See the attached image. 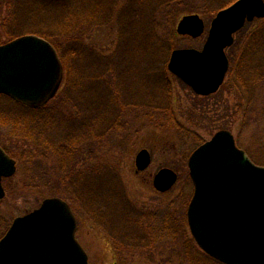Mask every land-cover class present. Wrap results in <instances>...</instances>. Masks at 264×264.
<instances>
[{
	"label": "rangeland",
	"instance_id": "obj_1",
	"mask_svg": "<svg viewBox=\"0 0 264 264\" xmlns=\"http://www.w3.org/2000/svg\"><path fill=\"white\" fill-rule=\"evenodd\" d=\"M66 1L62 13L66 17L57 18L54 13L61 9L32 0H0V42L8 41L11 34L34 33L29 30L35 27L31 20H39L32 15L31 9L36 7L40 20L48 23L46 33L53 34L55 26L65 22L76 32H84L83 51L71 50L79 38L76 33L69 36L72 40L68 42L59 37V43L70 48L64 46L70 61L69 73H81L76 87L79 89L81 81L80 89L70 92L78 102L73 99L72 104V98H64V66L62 87L45 105L56 110L50 117L60 119L59 124H67L64 119L79 122L81 113L87 118L88 134L96 137L76 148L64 163L67 169L61 170L58 157L46 143L61 135L72 139L68 127L38 133L39 147L22 138L12 122L0 119V143L7 145L17 159L15 174L3 180L6 195L0 201V236L16 216L38 207L46 197L61 196L77 215V237L92 264L197 262L201 248L193 241L187 219L194 188L188 166L190 154L227 125L237 145L257 164L264 165V39L262 43L257 35L253 37L263 18L246 22L235 34L232 48H227L232 63L225 82L221 89L205 97L168 71L170 54L176 48H202L217 12L235 0L228 4H222L228 0H183L171 6L163 0H154L155 6L151 4L153 0H144L138 4L139 18L134 17L128 0ZM176 7L197 8L191 13L204 19L203 35L193 38L177 33L178 21L190 13L175 10ZM73 18L79 19L77 25ZM52 21L58 25L49 24ZM113 67L124 68L126 77L122 80L124 86L132 87L130 94L121 89L115 96L109 94L116 88L114 77L108 74ZM149 80L150 84L157 81L169 88V93L161 96L167 97V102L160 104L157 95L151 99L146 89ZM109 102L115 107L102 111ZM5 103H0V109L6 107ZM129 103L134 106L128 108ZM150 105L152 109L148 108ZM103 116L108 118L105 122ZM142 148L149 149L152 162L148 168L138 170L136 156ZM163 167L178 173L177 182L164 192L154 185V175ZM86 181L101 194L93 204L85 201L91 197H83L81 187ZM75 182L80 184L76 188ZM95 212H99L100 220ZM140 234L145 239L138 240ZM127 235L134 241L121 243L120 238Z\"/></svg>",
	"mask_w": 264,
	"mask_h": 264
},
{
	"label": "water",
	"instance_id": "obj_2",
	"mask_svg": "<svg viewBox=\"0 0 264 264\" xmlns=\"http://www.w3.org/2000/svg\"><path fill=\"white\" fill-rule=\"evenodd\" d=\"M264 18V0H235L211 22L202 48L171 51L168 69L199 95L217 92L230 68L227 48L247 21ZM198 13L185 14L177 33L193 38L205 32ZM64 79L56 47L34 33L0 44V95L33 107L49 102ZM152 162L149 149L136 156L138 170ZM194 191L187 208L191 233L207 254L226 264H264V165L240 148L233 132L220 129L189 156ZM17 170V161L0 145V200L6 195L3 177ZM178 173L169 167L154 175L159 191L169 190ZM78 219L71 204L49 196L15 217L0 239V264H92L77 238Z\"/></svg>",
	"mask_w": 264,
	"mask_h": 264
},
{
	"label": "trees",
	"instance_id": "obj_3",
	"mask_svg": "<svg viewBox=\"0 0 264 264\" xmlns=\"http://www.w3.org/2000/svg\"><path fill=\"white\" fill-rule=\"evenodd\" d=\"M32 1L38 5L44 4L43 6L53 7L55 10L61 9V11L59 13L54 11L55 12L54 14L58 15L57 18L59 16L66 17V15L62 14L63 8L66 6V3H68L66 0H60V1H57V0H32ZM128 1H130L133 9L135 11L133 14L134 17L139 18L138 4L144 2V0H128ZM181 1H183V0H163V3L166 6H171V5H176V4L178 5ZM231 1H234V0H228L226 2L224 1V2H222V4H224V3L228 4V3H231ZM151 4H152V6H155L154 0L151 2ZM227 4H225V5H227ZM196 9L179 10L178 7H176L175 10H178V11L184 10L185 12L191 13V12L198 11ZM31 10H34V13L32 15H34L35 17L37 16V18L39 20L34 21L35 18H33L31 20L33 22V24L35 25V27L34 28L32 27L31 30H29V31L34 32V33H38L39 35L48 38L57 47V49L60 53V56L63 60L65 70H66V83H65V85H66L67 91L64 95V98L69 99V100H71V98H72L71 102L73 104V99H74L73 97H75V95L73 94V97H72V95H70V92H71V90L73 91V89L76 92H78V90L80 89L81 84H82L81 81H80L79 89H76V87L79 84L78 78L81 75V73L79 71L76 75L69 73L70 72V64H69L70 61H69V57L66 55L68 51L65 49V47L67 49H70V48L68 45L64 44V42L65 41H67V42L71 41L72 39L69 38V36H73L72 34L76 33L77 35H79V38L77 39V37H76L77 43H76V45L72 46L71 50H75V51L76 50L79 51L82 49L85 50V47H84L85 45L83 42L84 39H82V37L84 36V32H81V31L76 32V30H73V28L71 26H68L67 22L61 24L60 26H55L53 23H56V22L52 21V22H49V24L54 25L56 27L55 28L56 31L52 32L53 34H48V33H46V32H48L47 27H45L48 23H45L42 20H40L41 17L39 18V16H40V14L38 12L39 9H37V7H36L35 9H31ZM172 10H174V9H172ZM77 17H79L78 14H77ZM57 18H55V19H57ZM76 20H77V18H73V20H72L75 25H77L79 22V19L77 21ZM259 21H261V26L259 27L258 31H256L254 33L253 37L255 38V36L257 35V38H259V39L261 38V42L263 43V39H264V26H263L264 25V18L260 19ZM56 25H58V24L56 23ZM41 26H44V27H41ZM238 33H240V31ZM60 36L64 37V38H61L62 41H64V42H62V44L59 43V37ZM10 37H11L10 39H12L16 36H15V34H11ZM0 43H3V41ZM232 46L229 48L231 49ZM263 51H264V48H263ZM72 52L73 51H71V53ZM80 54H82V53H80ZM244 56L245 55H243V59H244ZM230 61L232 63V55L231 54H230ZM111 66H113V65H111ZM230 68H231V66H230ZM119 69L120 68L114 69V67H113L110 69L111 72L109 71L110 73H108L110 75V77H112V78L114 77V79H115L114 84L116 85V88L115 89L112 88V91L109 92V94H114V96H115V93L117 91H119L120 89L123 90V92H127V94H130V90L132 89V87L124 86V82L122 80L123 78L126 77L125 75H123V72H124L123 69L124 68H122L120 70ZM164 73H165V71H164ZM262 75H263L262 77H264V69L262 71ZM150 82H151V80H149L148 83L146 84V85H148V86H146V89L148 90L149 95H152L151 99H155V97H153V95H157L158 98L160 96V99H161V96H163V94L169 93L167 91L168 87L161 85V84L159 85L157 83V81L152 82L151 84H150ZM108 97H109V99L112 98L111 95ZM127 98H128V96H127ZM166 99H167V97H166ZM166 99L162 98L160 101V104H164L165 102H167ZM74 100L76 102H78V98L77 99L75 98ZM3 101L6 102L4 104V106H6V107L4 109H2V107H1L0 119H2L3 121L12 122L16 126V130L19 133V135L22 138H24L26 141H28L30 144H34V145L41 147V143L37 139V134L41 133V131H46L49 128L51 129V132L52 131H58L57 128L58 127L60 128V126L65 127L64 129H66L67 127L70 129V132L73 135L72 139H69V138L66 139L61 135L60 139H58V140L51 139L50 143H46V146L48 147L49 151L51 153L56 154V156L58 157L59 162L61 163V166L63 167V168H60L61 170L67 169V167L65 166L64 163H65V161L68 160V158L70 156L74 155L73 152L76 151V148L81 146L84 142L90 141L92 137L93 138L96 137L94 134H92L91 136L88 134V130H86L87 125H88L87 118L82 117L81 113H80L81 117H80L79 122H78V120H74V119L73 120L64 119L65 123H67V124H59L58 122L60 121V119H57L56 117H54V118L50 117L51 114L55 113V111H56L52 106L48 107L47 105H44L41 107H32V106H29L25 103H22L16 99H14L8 95H0V103H2ZM105 105H107V104H105ZM105 105L102 107V111H104V112H105V110L108 112V110L110 109L109 107H115L112 104H110V102L107 105L108 107H105ZM127 106H128V108H130V107H133L134 104L129 103ZM127 106L125 108H127ZM148 108L152 109V105H150ZM155 108H157V107H155ZM49 109H50V112H48ZM41 113H43V116H41ZM48 117H49V119H48ZM103 118H104L103 122H105L108 119V118L105 119L104 116H103ZM117 121H118V119H117ZM99 122H100V118H99ZM75 128H77V130L79 132V136L75 134V130H76ZM221 128H228V126L226 125V126L221 127ZM29 143H27V144H29ZM2 145L9 152V154H11L12 156L15 155L14 152H12L7 145H5V144H2ZM64 155H65V159H63ZM79 185H80L79 183L75 182V188L78 187ZM83 186L84 187H81L84 190L83 193L85 196H83V197H88V196L91 197L90 200L85 198V201L88 200L89 204H93L94 200H98L101 197V194L96 193V188L94 187L95 185H92L91 182L86 181V184H84ZM95 215H96L97 219L100 220L99 212H95ZM115 232H117V231L115 230ZM132 233H135V232H132ZM137 234H139V233H137ZM1 236H0V238H1ZM130 238L131 237H129L128 235L125 237L122 236L120 238L121 243L122 242L125 243V241L130 240ZM139 238L145 239V236H143V235L141 236V234H140L137 239L141 240ZM130 241H134V238H132ZM193 241L195 242L194 239H193ZM116 246H118V245H116ZM136 246H138V245H136ZM142 247L145 249L146 246L143 245ZM149 248H150V246H149ZM198 253L200 255L197 258L198 263L195 260H192V264H225V263H223V262L219 261L218 259L210 256L209 254L205 253L204 251H202L200 249L198 250Z\"/></svg>",
	"mask_w": 264,
	"mask_h": 264
}]
</instances>
